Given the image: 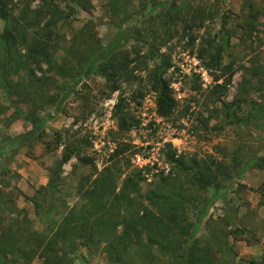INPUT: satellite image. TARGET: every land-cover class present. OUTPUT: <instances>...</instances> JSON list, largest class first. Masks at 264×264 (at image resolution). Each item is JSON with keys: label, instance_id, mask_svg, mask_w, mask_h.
Listing matches in <instances>:
<instances>
[{"label": "rangeland", "instance_id": "rangeland-1", "mask_svg": "<svg viewBox=\"0 0 264 264\" xmlns=\"http://www.w3.org/2000/svg\"><path fill=\"white\" fill-rule=\"evenodd\" d=\"M9 9V21L0 18V66L2 34L13 26L18 32L11 94L0 90V227L26 217L34 229L53 228L64 209L81 203V181L86 187L105 173L118 193L134 176L142 204L111 210H119V231L133 215L159 212L158 200L145 197L165 186L170 196H184L188 237L212 246L217 258L227 246L237 260L264 264V170L247 163L256 152L264 157V0H13ZM37 21L41 30L23 31ZM45 31L50 38L37 66L21 41ZM117 39L131 62L109 82L93 56ZM155 68L176 101L168 116L156 110L148 80ZM29 131L33 137L17 138ZM167 145L182 164L166 158ZM65 146L74 156L60 164ZM196 164L213 169L219 186L201 188ZM51 177L56 189L43 194ZM107 248L93 242L70 258L109 264ZM151 251L163 264L166 257Z\"/></svg>", "mask_w": 264, "mask_h": 264}, {"label": "trees", "instance_id": "trees-1", "mask_svg": "<svg viewBox=\"0 0 264 264\" xmlns=\"http://www.w3.org/2000/svg\"><path fill=\"white\" fill-rule=\"evenodd\" d=\"M11 1L13 0H0V18L3 20L9 21L12 15L9 9ZM31 24L24 25L23 31H26L28 25L33 26L35 31L42 29L38 21ZM12 28L6 29L2 34L7 46H4L5 58L0 66V90L9 96L13 85L11 72L8 71L12 61L10 46L14 44L16 32H18L16 26ZM50 33L45 31L42 37L35 33L29 43L22 37L21 43L27 48L26 57L34 61L37 66H40L38 57L46 54ZM118 40L111 42L93 56V61L100 62L99 69L105 72L109 82L122 76L131 62L127 51L117 49L123 42ZM148 80L151 88L156 92L157 113L160 116L170 115L175 109L176 101L168 80L163 77L158 68L149 71ZM113 86V89L117 88L116 85ZM120 106H122V98L117 103V110ZM32 125L33 128H38L36 123ZM33 133L34 131H29L17 138L33 137ZM167 147L166 158L170 162L182 164L181 160L175 158L171 145ZM65 148L67 149L62 155L60 164L74 156V152L70 151L69 147L65 146ZM75 156L79 162L85 165L91 164V158L82 156L80 153H76ZM247 163L250 168L264 170V157L259 152H256ZM196 166L198 169L194 173V178L201 188L204 189L210 184L219 186L213 169L206 164H196ZM221 175L230 178L226 172ZM98 178L86 187L84 180L79 183L77 190L81 203L64 209L60 213L58 224L53 228L34 229L31 227L32 221L26 217L17 222L16 226L8 225L4 229L0 227V256L3 258L0 264H18L19 259L24 264H30L34 259H40L41 264H73L71 254L81 246L101 240L108 243L106 254L109 264H159L160 259L151 251L155 247L163 258L166 257L161 259L163 264H247L243 260H237L234 251L227 246H225L226 249L221 250V254L225 256L221 259L216 257L212 246L197 238L188 237L187 225L183 224L182 199L184 196L182 193L170 196L166 191H162L165 186L161 187L160 194L151 191L145 197L146 201L158 200L159 212H148L143 217L133 215L126 223V227L119 231V210L116 213H112L111 210H117L123 206H125L124 210L133 205L141 206V197L133 195L140 188L139 179L134 176L127 177L121 190L115 193L113 184L108 185L106 181L109 175L102 173ZM55 182L56 178L51 177L47 185L41 187L43 194L55 191ZM35 206L39 208L36 203ZM174 229H177L178 233H173ZM9 241H11V249L4 248ZM134 247L135 254L131 250ZM250 264L255 262L251 261Z\"/></svg>", "mask_w": 264, "mask_h": 264}, {"label": "built area", "instance_id": "built-area-1", "mask_svg": "<svg viewBox=\"0 0 264 264\" xmlns=\"http://www.w3.org/2000/svg\"><path fill=\"white\" fill-rule=\"evenodd\" d=\"M181 139H179V138H172V142H174V141H180ZM146 162H149V163H153L154 161H156V159L153 157V155H150V156H148V158L145 160ZM168 168L167 167H165V173H168Z\"/></svg>", "mask_w": 264, "mask_h": 264}]
</instances>
